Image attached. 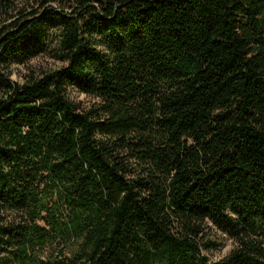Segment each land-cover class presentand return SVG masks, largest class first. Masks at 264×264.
Here are the masks:
<instances>
[{
  "label": "trees",
  "instance_id": "16d2710c",
  "mask_svg": "<svg viewBox=\"0 0 264 264\" xmlns=\"http://www.w3.org/2000/svg\"><path fill=\"white\" fill-rule=\"evenodd\" d=\"M0 264H264V0H0Z\"/></svg>",
  "mask_w": 264,
  "mask_h": 264
},
{
  "label": "rangeland",
  "instance_id": "374dc122",
  "mask_svg": "<svg viewBox=\"0 0 264 264\" xmlns=\"http://www.w3.org/2000/svg\"><path fill=\"white\" fill-rule=\"evenodd\" d=\"M23 69L21 68V67H18V74L17 73H15V75L13 76V78L15 79V80H21L22 79V74H23ZM81 99H84V97H82ZM231 249V245H230V242H227L226 244H225V246H223L220 250H218V251H214L212 254H211V257L213 258V259H219V258H221V257H223L224 255H226L228 252H229V250Z\"/></svg>",
  "mask_w": 264,
  "mask_h": 264
}]
</instances>
